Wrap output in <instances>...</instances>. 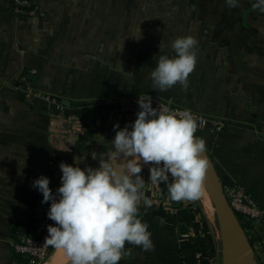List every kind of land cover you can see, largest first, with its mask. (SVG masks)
Here are the masks:
<instances>
[{"label":"crops","instance_id":"crops-1","mask_svg":"<svg viewBox=\"0 0 264 264\" xmlns=\"http://www.w3.org/2000/svg\"><path fill=\"white\" fill-rule=\"evenodd\" d=\"M107 2L112 0H36L38 16L19 21L12 0H0V264H17L11 243L19 236L39 234L34 208L43 195L33 181L46 176L52 189L49 162L77 163L82 137L98 130L100 113H114L113 106L94 103L106 95L96 76L110 53L98 51L96 10ZM253 3L240 0L229 8L225 0H152L185 12V34L169 36L162 51L156 45L138 51L135 83L136 91L223 119L221 133L200 129L199 138L224 188H243L264 210V13ZM187 35L198 41L187 89H154L150 72L159 56H174L171 42ZM28 85L65 102L68 118H53L42 102L27 100ZM141 176L142 192L152 203L141 202L139 217L153 247L126 243L119 264H222L219 232L204 201H173L165 183H151L149 168Z\"/></svg>","mask_w":264,"mask_h":264},{"label":"clouds","instance_id":"clouds-1","mask_svg":"<svg viewBox=\"0 0 264 264\" xmlns=\"http://www.w3.org/2000/svg\"><path fill=\"white\" fill-rule=\"evenodd\" d=\"M229 8L240 0H225ZM254 10L264 13V0H255ZM198 41L191 35L171 42L175 55H160L150 72L153 88L167 91L188 78L197 63ZM163 45H160L162 51ZM140 110L131 125L116 130L113 148L99 167L82 169L61 162V186L54 194L50 180L40 176L32 187L50 203L46 244L63 250L70 264H119L126 243L145 250L153 247L148 225L139 217V206L151 207L142 189L144 165H150L152 184L165 183L173 201L198 200L203 195L209 160L206 142L196 137L197 118L192 112L153 108L151 97L140 96ZM121 156L123 162L120 161ZM171 178V182L169 179Z\"/></svg>","mask_w":264,"mask_h":264},{"label":"rangeland","instance_id":"rangeland-1","mask_svg":"<svg viewBox=\"0 0 264 264\" xmlns=\"http://www.w3.org/2000/svg\"><path fill=\"white\" fill-rule=\"evenodd\" d=\"M125 6L124 0L123 4L120 3V0H112V3L107 2L98 5L96 10L98 51L110 53V57L106 60L107 66L100 65L98 67L97 86L100 84L106 85V88L101 90V93L106 95H101V97L94 100L96 105L111 106L106 103L108 98L136 92L138 51L143 48L144 50H152L154 45L159 48L161 43L164 50V45L168 44L167 42L170 40L169 36L176 33L185 34V12L177 8L176 5L167 8L159 4H152V0H128L127 8ZM107 87H110L109 91ZM165 99L175 103L173 98ZM112 116V114L106 116L100 113V119L97 123L98 130L79 142L80 159L76 166L82 169L88 166L97 168L99 167V161L107 157L108 152L113 148L112 140L115 137L116 130H118H114ZM125 125L129 126L131 124H119L120 129L124 128ZM200 129L202 128L198 127L195 133L197 137H199ZM148 168H150V165H145L142 170ZM200 198L204 201L208 214H211L215 222L221 245L215 209L205 185L203 195ZM262 238L264 240V234ZM254 250L258 264H264V243L256 245ZM69 263L70 260L64 254V251L57 249L53 256L43 264Z\"/></svg>","mask_w":264,"mask_h":264},{"label":"built area","instance_id":"built-area-1","mask_svg":"<svg viewBox=\"0 0 264 264\" xmlns=\"http://www.w3.org/2000/svg\"><path fill=\"white\" fill-rule=\"evenodd\" d=\"M11 10L15 18L19 21L35 18L39 14L36 0H12ZM24 92L27 100L42 102L48 108L53 118H58L59 116L68 118V107L54 95L36 89L30 85L26 86ZM140 96L151 97L153 108L164 106L173 111H183L187 109L156 94L132 92L118 97H111L106 100V103L114 107V113L111 118L112 124L129 123L132 125L137 118V112L140 110L137 103ZM187 110L192 112L197 118L199 128H210L215 133H221L227 126V123L221 118L210 117L190 109ZM49 165L52 167L51 184L52 192L55 194L56 190L61 186L62 172L59 165L54 161H50ZM225 195L234 211L248 219L255 227V229H250V233L256 238V243L253 248H256V245L263 244L264 210L260 208L251 195L241 187L227 188L225 189ZM50 203L51 202H40L34 208V214L39 221V234L37 236L23 234L11 243L14 253L26 258L28 264L45 263L54 249V247L46 244V237L49 235L47 226H55V222L50 220L47 216L50 209Z\"/></svg>","mask_w":264,"mask_h":264},{"label":"water","instance_id":"water-1","mask_svg":"<svg viewBox=\"0 0 264 264\" xmlns=\"http://www.w3.org/2000/svg\"><path fill=\"white\" fill-rule=\"evenodd\" d=\"M129 128L131 130V126ZM204 156L210 162L204 185L215 209V218L221 236L222 264H232L235 259L243 264H258L255 250L236 212L227 200L224 185L207 150ZM118 162H123L122 156Z\"/></svg>","mask_w":264,"mask_h":264},{"label":"trees","instance_id":"trees-1","mask_svg":"<svg viewBox=\"0 0 264 264\" xmlns=\"http://www.w3.org/2000/svg\"><path fill=\"white\" fill-rule=\"evenodd\" d=\"M136 92H139V91H136ZM130 126L131 125H129V127ZM88 136H89V133H86L82 137V139H86ZM72 165L76 166L77 164L76 163H72ZM236 214H237V216H238V218H239L244 230L246 231V233H247V235L249 237L251 245L254 247L255 243H256V238L254 236H252V234L250 233V229H255V227L252 225V223L248 219L243 217L241 214H239V213H236ZM180 230H181L182 233H187L188 232V230L185 228L184 225L180 226ZM259 233H260V231H259ZM190 240H191V243H192L193 247H195V248H199L200 247L199 242H198V240L195 237H190ZM257 257L259 259V255ZM15 261H16L17 264H28L27 259L23 258L22 256H19V255L16 256Z\"/></svg>","mask_w":264,"mask_h":264},{"label":"bare ground","instance_id":"bare-ground-1","mask_svg":"<svg viewBox=\"0 0 264 264\" xmlns=\"http://www.w3.org/2000/svg\"><path fill=\"white\" fill-rule=\"evenodd\" d=\"M145 166V165H144ZM61 251H63V250H61ZM59 252V251H58ZM65 254V253H64ZM240 263V260H237V259H235L233 262H232V264H237V263ZM70 264V263H69ZM241 264V263H240ZM243 264V263H242Z\"/></svg>","mask_w":264,"mask_h":264}]
</instances>
